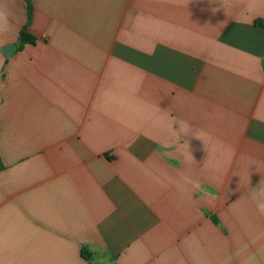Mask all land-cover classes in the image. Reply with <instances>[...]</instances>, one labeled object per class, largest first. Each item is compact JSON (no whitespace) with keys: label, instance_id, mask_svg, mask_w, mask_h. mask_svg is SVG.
Here are the masks:
<instances>
[{"label":"crops","instance_id":"obj_1","mask_svg":"<svg viewBox=\"0 0 264 264\" xmlns=\"http://www.w3.org/2000/svg\"><path fill=\"white\" fill-rule=\"evenodd\" d=\"M0 14V264H264V0Z\"/></svg>","mask_w":264,"mask_h":264},{"label":"trees","instance_id":"obj_2","mask_svg":"<svg viewBox=\"0 0 264 264\" xmlns=\"http://www.w3.org/2000/svg\"><path fill=\"white\" fill-rule=\"evenodd\" d=\"M256 25L264 27V20H261V19L257 20ZM20 41H21V44H30V43H35L36 38L32 36L30 33H28L26 30H24L21 33ZM84 255L85 257H89L90 253L87 250H84Z\"/></svg>","mask_w":264,"mask_h":264},{"label":"water","instance_id":"obj_3","mask_svg":"<svg viewBox=\"0 0 264 264\" xmlns=\"http://www.w3.org/2000/svg\"><path fill=\"white\" fill-rule=\"evenodd\" d=\"M18 50V45L13 43L5 47L3 50V53L6 55V57L11 58Z\"/></svg>","mask_w":264,"mask_h":264},{"label":"clouds","instance_id":"obj_4","mask_svg":"<svg viewBox=\"0 0 264 264\" xmlns=\"http://www.w3.org/2000/svg\"><path fill=\"white\" fill-rule=\"evenodd\" d=\"M3 18V16H2V14H0V19H2ZM195 135V134H194ZM197 138H199L198 137V135H195ZM257 209H258V211L261 213V214H264V202H259L258 204H257Z\"/></svg>","mask_w":264,"mask_h":264}]
</instances>
